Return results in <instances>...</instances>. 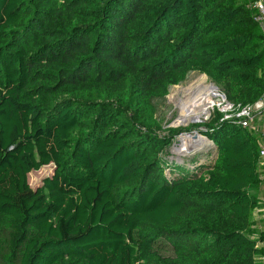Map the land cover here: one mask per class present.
<instances>
[{"label": "trees", "instance_id": "trees-1", "mask_svg": "<svg viewBox=\"0 0 264 264\" xmlns=\"http://www.w3.org/2000/svg\"><path fill=\"white\" fill-rule=\"evenodd\" d=\"M249 2L0 0V264H257L256 138L170 161L157 118L191 73L264 95Z\"/></svg>", "mask_w": 264, "mask_h": 264}, {"label": "rangeland", "instance_id": "rangeland-1", "mask_svg": "<svg viewBox=\"0 0 264 264\" xmlns=\"http://www.w3.org/2000/svg\"><path fill=\"white\" fill-rule=\"evenodd\" d=\"M200 82H204L205 85H213L215 86L217 90V94L221 96H225L228 99V95L221 85H217L214 82H212L211 79H209L207 76L200 74V73H191L183 84L173 87L170 90L169 95L167 96L166 100L162 103L160 106V111L158 113V122L160 124V129L158 131V134L162 137L165 136H173L172 145L170 149L168 150V155H166V158H168L170 161L177 160L181 161L185 158H190L195 154L207 152L210 149H214L213 143L204 135H202V131H205L203 128L205 125L211 122L213 118L216 116L217 112V106L211 107L209 109L208 114H202L201 112H197L196 116L194 110H191L189 107H184L183 105L186 104L188 101L183 97L181 91L183 89H188L189 87L193 86L194 84H198ZM215 90V91H216ZM206 89H204V93L206 94ZM217 97L214 99L217 103ZM230 101V100H229ZM213 102V98H212ZM233 102V101H231ZM234 103V102H233ZM201 115V116H199ZM188 116H196L197 119L194 117L191 122L181 123L180 119L182 117H188ZM196 119V120H194ZM194 120V121H193ZM195 134L201 135V137L205 138L207 140V144L203 145L202 147H198V149H193L194 151L190 150V152L180 150L182 140H188V138H192ZM188 137V138H186ZM181 140V143H178V141ZM184 142V141H183ZM178 145V146H176ZM54 172L53 166H48L43 169H41L38 172H32L29 175V184L33 189H36L42 185V182L44 178L51 177ZM256 196L258 197V207L255 214V226L252 230V237L256 239L261 230L264 229V181L261 182V185L258 189V191L255 192ZM161 254H163V250H160ZM168 253V252H167ZM262 258L263 256H260L257 258V264H262Z\"/></svg>", "mask_w": 264, "mask_h": 264}, {"label": "built area", "instance_id": "built-area-1", "mask_svg": "<svg viewBox=\"0 0 264 264\" xmlns=\"http://www.w3.org/2000/svg\"><path fill=\"white\" fill-rule=\"evenodd\" d=\"M249 8L253 12L254 22L264 33V0H249ZM221 96V95H220ZM217 112L221 122L247 131L257 140L258 172L261 182L264 181V95L252 104L237 105L225 96L217 99ZM214 105V106H215ZM198 137H201L199 134Z\"/></svg>", "mask_w": 264, "mask_h": 264}, {"label": "bare ground", "instance_id": "bare-ground-1", "mask_svg": "<svg viewBox=\"0 0 264 264\" xmlns=\"http://www.w3.org/2000/svg\"><path fill=\"white\" fill-rule=\"evenodd\" d=\"M216 87L213 85H205L204 82H200L198 84H194L193 86L189 87L188 89H183L181 91L183 97L188 101L186 104H184V107H189L191 110H194L195 114L198 112H201L202 114L207 115L209 109L213 107L216 103L214 100L216 97L222 98V96L217 94ZM204 89H206V94L204 93ZM216 90V91H215ZM213 98V102H212ZM199 115V116H201ZM196 116H198L196 114ZM196 116H188V117H182L180 120L181 123L191 122L192 119L195 117L196 119L198 117ZM194 119V120H196ZM193 120V121H194ZM188 138V137H186ZM184 141V142H183ZM207 144V140L203 137H198L196 140L192 139L191 137L188 138V140H182V144L180 147V150L183 151H189L193 149H198V147H202L203 145ZM194 147V148H193ZM193 148V149H191Z\"/></svg>", "mask_w": 264, "mask_h": 264}, {"label": "water", "instance_id": "water-1", "mask_svg": "<svg viewBox=\"0 0 264 264\" xmlns=\"http://www.w3.org/2000/svg\"><path fill=\"white\" fill-rule=\"evenodd\" d=\"M197 138H198V135H194V136H193V139H194V140H196ZM178 143H181V140H179ZM176 146H178V145H176ZM191 152H192V151H191ZM191 152H190V153H191Z\"/></svg>", "mask_w": 264, "mask_h": 264}, {"label": "crops", "instance_id": "crops-1", "mask_svg": "<svg viewBox=\"0 0 264 264\" xmlns=\"http://www.w3.org/2000/svg\"><path fill=\"white\" fill-rule=\"evenodd\" d=\"M263 211H264V209H263ZM261 260H262V264H264V258H262Z\"/></svg>", "mask_w": 264, "mask_h": 264}]
</instances>
